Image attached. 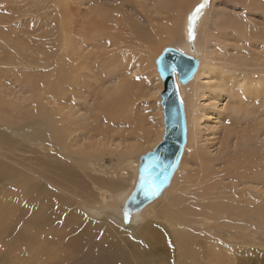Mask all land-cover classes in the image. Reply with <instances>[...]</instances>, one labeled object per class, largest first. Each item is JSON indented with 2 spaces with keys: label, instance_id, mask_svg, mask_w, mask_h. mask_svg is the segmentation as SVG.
I'll use <instances>...</instances> for the list:
<instances>
[{
  "label": "rangeland",
  "instance_id": "obj_1",
  "mask_svg": "<svg viewBox=\"0 0 264 264\" xmlns=\"http://www.w3.org/2000/svg\"><path fill=\"white\" fill-rule=\"evenodd\" d=\"M208 1L212 2V9L216 14L223 13L224 16L233 17L230 20L241 23L248 29L249 34L244 36L234 28H226L220 33L215 23H210L209 28L218 34L215 38L219 37V40L208 43L207 48L206 44L204 45L210 61L196 86L195 118L193 117L195 139L191 141L185 156V175L178 173L174 185H171V194L177 195L172 196L169 192L170 196L166 195L162 201L148 205L137 218L141 229L145 227L146 222H149L153 229L150 233L147 230L141 233L147 249L131 239L125 240V243H117L111 249V255L115 258L114 264H174V260H177L175 264L183 263L184 260L178 257L180 248L174 241V232L167 228L158 215L161 214L160 208L163 209L166 205L167 198L180 199L187 192L206 194L207 197L199 203L203 204L202 208H210L208 212L212 215L218 209H224L222 218L211 217L205 222L200 219L202 217H196L192 227L197 233L209 229L204 235L214 233L216 239L225 244L230 253L225 264H264V86L255 89V92H258L256 95L245 96L242 102L244 104L237 106L239 93L232 84L233 80L240 81L242 78L264 80V0ZM60 3L63 7L68 6L72 25L78 23L77 28L84 32L83 36L76 33L70 39L74 45L71 46L72 50L82 51L77 61L87 60L86 67L82 65L78 72L72 75V81L65 86L66 90L60 99H49L51 103H64L70 109L75 107L78 110V116L72 124L70 150L82 155L88 150L94 151L96 155L102 154L100 160L93 161V167L98 171H108L117 179H127V185L119 191H109L104 198L90 185L91 174L100 176L99 173L90 172V176H87L80 170L79 165L65 159H57L54 152L46 154L40 145L32 142L22 146L13 145L14 154L25 170L30 171V165L34 163L38 165L40 173L46 177L41 184L46 185V192L50 193L38 199L33 207L32 202H29L31 200L27 201L23 196L13 199L4 197L6 193L10 196H21L23 186L18 188V193L17 188L8 190V185L1 183L0 192L3 194H0V264H34L35 261L47 258L48 254L36 260H30L29 256L34 257L41 248V234L51 233L54 236V232L58 230L55 224L59 220H63L59 229L66 234L67 220L75 219L77 213L79 217V198L71 193L76 184L88 183L97 193L96 197L91 198L97 205L104 206L99 216L101 222L103 218L113 219L116 223L130 227L136 215H128L125 210L120 209V205L135 185L140 156L155 147L159 124L163 122L164 115L162 118L159 115L160 105L156 94L160 82L155 73L152 74L149 62H144L139 56L150 44L138 43V33L149 34L154 45L150 48L156 52L155 59L164 48H176L178 45L174 40H164L157 44L151 36L155 31L162 30L169 17L167 11L162 9L161 0H0V99L2 96V99L17 105L21 103V107H24L32 103L30 100H33L34 94V84H30L28 80L32 78L30 81L38 84L39 77L42 76L39 75L40 71L43 74L58 72L59 64L52 54L58 51L60 42L64 41L62 35L66 28L62 23L64 21L60 19L59 11L56 12ZM107 4L116 9L121 5L127 31L122 27L120 30H123V34L128 33L132 40L129 43L130 38L124 34L126 44L121 51H124V54L117 53L119 58L110 59L107 56V53L117 51V47L106 48L105 36L100 33L93 35L90 30L84 31V24H79L84 21L88 11ZM117 15L122 16L120 13ZM224 19L228 18L223 17L222 20ZM37 20L40 21L36 24L34 21ZM100 26L90 27L94 28L93 32H99L103 25ZM195 31L193 30L194 33ZM11 52L14 62L10 63ZM23 58L27 61H23ZM111 62L116 63L111 65ZM118 65L122 69L118 68L115 72L113 69L109 70ZM25 67H28L31 76L21 70ZM157 73L160 78L158 71ZM212 73L216 75L214 79H210ZM221 78H225V85L222 84ZM115 82L127 85L112 99L115 101L113 107L107 108L106 112L105 109L101 111L103 105L108 104L106 99L102 105L101 93L104 88L109 89ZM189 84H184L187 85L186 94L192 91V85ZM225 86H228L227 89L231 88L227 93L222 89ZM42 87L44 85H40V88ZM43 101L46 103L49 100L45 98ZM109 103H112L111 99ZM100 105V111H95ZM20 113L22 116L25 114L19 111L18 114ZM104 137H111L112 142L99 153L98 145L108 140ZM148 138L151 139L150 142L145 141ZM134 145L135 152L128 150ZM237 161L243 164L237 167ZM122 169H125V175H121ZM30 180L31 176L27 182ZM30 190L32 191L31 188ZM224 190H227V193L223 199L221 195ZM231 190L238 194V198L232 197L229 193ZM82 197L87 201L90 195L82 193ZM247 202L249 206L246 210H253L250 218L231 207L235 204L238 207L246 206ZM225 206L230 211H227ZM258 206L262 207L260 211ZM151 208L158 210H155L156 216L152 213L154 210L150 211ZM44 224L48 226L46 229ZM92 242L95 241H90ZM86 246L85 243H79L73 249L82 252ZM23 253L24 259L19 256ZM53 262L49 259L47 264ZM84 262L85 260H81L77 264Z\"/></svg>",
  "mask_w": 264,
  "mask_h": 264
},
{
  "label": "bare ground",
  "instance_id": "obj_2",
  "mask_svg": "<svg viewBox=\"0 0 264 264\" xmlns=\"http://www.w3.org/2000/svg\"><path fill=\"white\" fill-rule=\"evenodd\" d=\"M204 2L206 3V7L202 9L201 13L198 16V19L195 21L196 29L194 30L196 31L195 33L193 32L192 37H190L189 17L196 9V7ZM161 5L163 6L162 9L164 11H167L169 17L164 23L162 30L155 31L154 33L151 34V36L156 40L155 42L157 44L161 43L164 40L177 41L178 45L176 46V49L184 53L190 54L192 56H195L199 60V68L194 78L191 80L192 82L191 83L189 82L190 84L188 83L189 85H192V91H190V93L186 94L185 87L187 85L184 86V84H180V93L185 104L187 127H188L187 146H185V150L181 159L180 166L176 171L170 186L166 188L165 191L162 193V195L154 202L158 200L162 201L163 198L169 194L170 189L173 187L171 185H174L173 183L178 173H181L182 176L185 175L184 174L185 170L183 168L185 156L186 153L188 152L187 151L188 147L190 148L191 141H194L195 139V137L193 138L195 132L193 117L195 118L194 110L196 107V100H195L196 86L198 80L201 78V75L204 74V69L206 68L208 62L210 61V59L207 58L208 53L205 47L207 48L208 43L217 41V39L219 40V37L215 38L216 36H218V34L209 28L210 23L214 22L215 26L217 27L220 33L226 28H234L239 33H242L244 36H248L249 34L248 29H246L241 23L230 20V18L233 17L224 16L223 13L219 15L216 14L217 12L215 13L212 9L213 7L212 2H209L208 0H168V1L161 0ZM59 6L61 8L57 7L56 12L59 11L60 19L61 21H64L62 23L63 26H66V28L63 30V35H62L64 41L62 40L60 42L61 46L60 47L58 46L59 47L58 51H56L55 54L54 53L52 54V56L55 57L56 59V63L59 64L58 72L56 74L55 73L43 74V72L40 71L41 73H39V75L42 76L39 77L40 82H38V84L34 83L33 81H30L32 78L28 80L30 84H34L33 85L34 94L32 96L33 100H30V102L32 101V103H29L26 106L23 105L24 107H21L22 106L21 103L20 105L19 104L17 105L4 100L2 99V96L0 99V185L2 182L5 183L6 185H8L7 186L8 190L11 188H15V189L17 188L18 190V188L23 186V188L20 191L21 196L19 195L10 196L9 193H6V196L4 197H6V199H13L23 196L24 198H27V201H29L28 199L31 200L29 202H32L33 207H35L34 205L35 203L37 204L38 199L43 198L44 196L50 193V192H46L48 187L46 185L41 184V182L46 180V177L43 173H40L41 171L39 170L38 165L35 163L30 165L31 166L30 171L25 170L23 164L19 162L18 157L14 154V149H12L13 145L22 146L26 143L32 142L37 145H40V148L45 150L46 154H51L52 152H54L53 154L57 156V159L59 158L65 159L66 161L71 162L72 164L79 165L80 170L85 174H87V176H90L89 175L91 174L90 172L99 173L100 176H95L91 174L90 185L92 188L96 189L97 192H99L100 196H103L104 198L109 191L116 192L121 190L123 186L127 185V179H117L114 177V175H112L108 171L102 169L98 171L96 170V168L93 167V164H95L93 163V161L100 160L102 154L96 155L97 153L95 154L94 151L88 150L85 152V155H82L79 152L74 153L73 151L70 150V147H72L71 145L72 141H70L72 128H73L72 124L75 122L76 116H78L77 114L78 110H76L77 108L75 107L72 108V105H71L72 109H70L66 104L59 103L58 101H57L58 103L56 102L51 103L50 101L51 99H49L50 97L52 98L53 101L60 99L63 92L66 90L65 86H67L72 81V75L77 73L78 69L82 67V65L86 67V60H87L86 59L85 62L77 61L79 56L81 57L82 51H78V49L72 50L71 46L74 45H72V41L70 40L74 34L78 33V35L83 36L84 32L79 31V29L76 26L78 23L77 24L74 23L75 26L72 25L73 23L69 18V16L71 17V15L69 9L67 8L68 6L66 7L64 6L65 8L63 7L62 4ZM120 7L121 5L118 6V9H116L114 6H110L108 4L100 7L98 6L96 8H93L90 12L88 11L84 21L79 23L80 25L84 24L85 26L84 31L90 30L93 33V35L100 33L103 37L105 36L107 43L104 44V46H106V48H110L112 46L117 47V51H112L107 53V56L110 57V59L112 57L119 58L118 55L124 52L121 51L123 47H125L126 36L127 38H130L128 37V33L125 32L124 34L125 35L127 34L125 36L123 32H121L123 30L122 29L120 30V28L122 27L127 31V26H126L127 24L126 22H124L125 16L124 13L121 12ZM119 13L123 17L118 16L117 14ZM218 16H220V18H218ZM223 17L224 18L226 17L228 19H224L223 21L222 20ZM39 21L40 20L34 22L37 24ZM100 24L103 25L102 28H99L100 31L93 32L92 30L94 28H91L90 26L96 27V26H100ZM91 32H89V34ZM138 37L140 39V42L138 43L144 45L145 43L150 44L149 46H146V49L143 53H139V56L144 62H149L150 67L153 70L152 74L155 73L157 80L160 82L159 87L156 90V94L158 96V105H160L159 115L162 118L163 107L161 105L160 94L164 89V83H162V80L159 78L156 70V66H157L155 63V60L157 59V58L155 59L156 52L154 49L150 48L154 46L152 44L153 40L149 36V34H145V33H138ZM98 39L100 38L98 37ZM131 42L132 40L130 38L129 43ZM205 44L206 46L204 47ZM117 53L119 54L116 55ZM12 57L13 59L11 60ZM22 60L27 61L25 58H23ZM9 62L10 63L14 62V55L12 52ZM19 62L17 59V63ZM120 62L121 65L122 61ZM114 63L116 62H111V65H114ZM118 68L122 69V67L118 65L116 67L113 66V68L109 70L113 69L115 72V70ZM21 70L24 71L27 74V76H31L28 71V67L21 68ZM214 74L215 73H212L210 79H214L216 77V75ZM206 75L209 76V74ZM219 76L221 77V74ZM223 79L225 78H221L222 84L225 85L226 81L224 82ZM228 80L231 79L228 78ZM232 84H234L235 86L234 88L237 89L238 90L237 92L239 93V99L237 100V106H239L244 101L245 96L256 95L258 93L255 92V89L258 88L259 86H264V80H248L246 78H242L240 81H238V79L233 80ZM40 85H44V87L40 88ZM125 85L127 84L121 82L120 83L115 82L111 84V87L109 89L107 88L103 89V93H101V96H103L101 103L106 102V99H108V104L105 106L102 103L103 108L101 111L105 109L106 112L107 108L109 109L110 106L113 107L112 105L115 104L113 103L115 101L112 99L115 97L116 94L122 91ZM227 87L228 86L222 87L223 92L227 93L228 91H230L231 88L227 89ZM27 94L29 95V93ZM46 94L48 95V97H46ZM45 98L49 100L46 103L43 101ZM110 99L112 103H109ZM243 104L244 103H242V105ZM102 105H100L98 109H95V111L97 110L100 111ZM65 109H67V111ZM19 111L25 113L24 116H22L21 113L18 114ZM159 125L160 127L157 131L155 146L162 139L164 133L163 122L162 124L160 123ZM14 137H20V138L15 139ZM104 138L108 140L101 142L98 145L99 148L97 151H99V153L103 152L104 151L103 149L106 148L112 142L111 137H104ZM150 140L151 139L148 138L145 141L150 142ZM17 143L19 144L17 145ZM134 148H136L135 145L128 150L131 151L134 150L135 152ZM81 156H85V158H82ZM25 160L28 159L25 158ZM235 164L238 167L243 163L237 161ZM27 166L30 169L29 165ZM121 175H125V169L124 170L122 169ZM30 176H31V180L27 182ZM137 180H138V176H137ZM137 180L135 182V185H133V188L131 189L129 194L126 196L125 201L122 203V205H120V209L125 210V202L128 196L134 190ZM58 183L60 185L59 181ZM39 185H41L42 187H38ZM30 188L32 189V191L30 190ZM92 188L88 186V183L76 184V187L73 188L74 190H72L71 193L79 198V201L77 202V206L80 207L79 217L77 216L78 215L77 213L75 219L70 221L67 220L65 226L66 228H68V231L66 232V234L62 233L61 232L62 230L59 229L60 227H62V223H63V220H59V222L55 224L56 225L55 227L56 229L59 230V232L58 230H56L54 232V236L51 233L41 234L42 236H39L41 237V242H42L41 248L37 250V253L34 255V257L29 256V258L30 260L31 259L36 260L42 256H46L47 254L48 256L46 259H43L39 262L33 261L34 264H47V261L49 259L54 261L53 264H77L81 260H85L83 264H103L104 262L109 264L112 263L115 259L114 256L111 255V249H113L117 245V243H120L122 241H123L122 243H125V240L131 239L135 243L144 245V239L141 233L143 232V230H147L150 233L152 232L153 229L152 226L149 225V222H146L145 227L141 229L138 226L139 221L136 220L137 218L140 217L141 215L140 213H142V211L146 209L148 205H151L154 202L148 204L143 209H137L133 213V215H136L135 216L136 218L134 217L135 219L132 222L131 226L127 228L123 224L116 223L113 219L103 218V222H101L102 219H100L99 216L101 211L104 209V206L97 205L95 201L91 198V196L92 197L97 196V193ZM8 190L5 191L7 192ZM82 193H84V195L86 196L90 195V198H88V200L86 201V199L82 197ZM171 193L172 192H170V194ZM199 193L200 192H196V193L187 192L183 194L185 197L183 196L180 199H175V197L167 198L166 205H164L163 209L160 208L161 214L158 216L162 218L160 219L165 222L167 228H170L174 232L173 233L174 241L178 244V248H180L178 257H181L184 260V262L181 264H225L228 262L230 256L228 248L225 246V244L217 240L214 233L204 235L208 232L209 229L204 230L201 233H197L196 230H194V228L192 227L193 223H195L197 220L196 217L197 218L202 217L200 219H203L205 220V222H208L211 217L222 218L221 215H224L223 213L224 209L223 210L218 209V211L214 215H212L208 212L210 208L209 209L207 207L202 208L203 204L200 205L199 202L204 200L207 196L204 193L203 194H199ZM226 193L227 190L226 191L224 190L222 192L221 198L223 197L224 199V195ZM229 193L232 194L233 198L235 199L238 198V194H235L232 190ZM0 194L2 195L3 193L0 192ZM171 195L175 196L177 194L175 195L171 194ZM245 205L246 206L238 207V205L235 204L232 205L231 207L237 209V211L241 215L250 218L251 212L253 210L251 211L246 210V207L249 206L248 202ZM225 208L227 209V211H230L226 206ZM257 208L258 211L262 209L261 206H258ZM200 209H203L204 211H199ZM155 210L156 212L158 211L157 209H152V208L150 210L153 211L152 213H154V216H156ZM150 211L148 213H150ZM165 213L167 214L164 215ZM188 216L191 217L189 218ZM82 226L84 227L82 228ZM43 227H45L46 229V227L48 226L44 224ZM92 240H94L95 242L90 243V241ZM79 243L81 244L85 243V245H87L82 252L81 251L77 252L73 249V247ZM144 247L145 249H147L145 245ZM19 256L20 258L23 259L25 258L24 253L23 255H19ZM176 261L177 260H174L173 263L175 264Z\"/></svg>",
  "mask_w": 264,
  "mask_h": 264
},
{
  "label": "water",
  "instance_id": "obj_3",
  "mask_svg": "<svg viewBox=\"0 0 264 264\" xmlns=\"http://www.w3.org/2000/svg\"><path fill=\"white\" fill-rule=\"evenodd\" d=\"M157 71L164 83L161 92L164 133L162 139L150 151L141 155L138 163V180L125 202V211L133 215L157 200L168 188L178 170L187 143V119L180 84L189 83L199 68V60L174 47H166L156 59ZM175 66V72L172 67ZM147 169V171H145ZM154 180L159 186L155 195H146L147 182L141 186L140 178Z\"/></svg>",
  "mask_w": 264,
  "mask_h": 264
},
{
  "label": "snow or ice",
  "instance_id": "obj_4",
  "mask_svg": "<svg viewBox=\"0 0 264 264\" xmlns=\"http://www.w3.org/2000/svg\"><path fill=\"white\" fill-rule=\"evenodd\" d=\"M204 7H206V3L199 4L189 17V36L190 37H192L193 35L195 21L198 19V16ZM172 71L175 72V66L172 67ZM145 171H147V169H145ZM140 180H141L142 187L144 186L145 182H147L148 184V187L145 191L146 195H155L159 191V186L155 184L154 180L147 181V178L144 176H142Z\"/></svg>",
  "mask_w": 264,
  "mask_h": 264
}]
</instances>
